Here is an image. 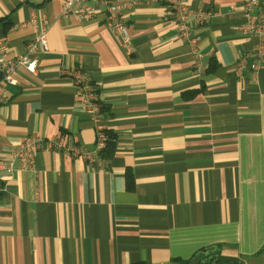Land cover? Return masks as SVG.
<instances>
[{
    "label": "crops",
    "instance_id": "1",
    "mask_svg": "<svg viewBox=\"0 0 264 264\" xmlns=\"http://www.w3.org/2000/svg\"><path fill=\"white\" fill-rule=\"evenodd\" d=\"M64 2L0 0V19L12 21L8 32L0 24V36L15 54L36 36L33 26L21 27L33 12L49 23V51L38 56L36 74L20 73L0 104L1 159L31 136L44 142L36 170L16 162L11 174L0 172V264H184L218 245L242 264H264V62L253 80L260 38L238 29L241 0H188L196 13L225 12L194 21L201 66L166 0H113L130 53L103 13L63 16ZM76 67L98 85L109 108L104 126L118 138L113 157L101 162L46 147L65 136L95 148Z\"/></svg>",
    "mask_w": 264,
    "mask_h": 264
},
{
    "label": "built area",
    "instance_id": "2",
    "mask_svg": "<svg viewBox=\"0 0 264 264\" xmlns=\"http://www.w3.org/2000/svg\"><path fill=\"white\" fill-rule=\"evenodd\" d=\"M86 0H65L62 9L63 16H75L79 20L86 21L98 17L103 13L105 23L118 36L125 50L132 51V40L129 28L122 17V6L113 0H98L97 6L76 7V3ZM171 22L177 28L181 39L186 40L193 47L196 66H201L202 55L199 53L197 45L200 37L193 33L194 21L201 23L209 22L213 17L223 16L225 12L221 9L211 8L199 13L194 12L188 0H166ZM237 8L231 7L229 14ZM238 29L244 35L259 36L260 42L254 50L258 57L257 62L249 65L250 76L256 80L258 71L264 62V0H241L239 7ZM33 26L36 36L27 44L26 51L22 54H15L7 40L0 36V104L7 101V88L20 84L19 74H36L38 70V56L49 51L48 30L49 23L45 15L33 12L29 21L21 27ZM242 66H247L242 62ZM73 80L78 88L81 102L86 111L95 122L96 143L93 150H87L84 146L68 142L65 136H60L56 140H49L46 147L65 152L73 157H80L89 162L100 161V151L105 147L107 135L104 126L106 115L102 112L103 100L98 93L97 87L91 82L90 77L81 67H76L72 72ZM44 148V142L37 136H31L10 159L0 158V172L11 174L16 168V162L21 169L36 170V155Z\"/></svg>",
    "mask_w": 264,
    "mask_h": 264
},
{
    "label": "trees",
    "instance_id": "3",
    "mask_svg": "<svg viewBox=\"0 0 264 264\" xmlns=\"http://www.w3.org/2000/svg\"><path fill=\"white\" fill-rule=\"evenodd\" d=\"M0 24L4 27V31L8 32L10 28L12 27V21H11V15H8L4 18L0 19ZM217 66L216 63H213L211 65L210 71H213L214 68ZM93 84L96 85L98 93H100L98 85L91 80ZM204 87H202L201 90L197 91H191L186 92L184 94L185 98H191L194 97L196 94H198L200 91H202ZM102 112L108 117L109 115V108L106 106L105 103H103ZM107 140L105 147L100 151V156L104 159H110L113 157L116 147H117V135L112 130L107 129L106 130ZM127 178V184L128 189L133 190L135 188L134 185V177L130 170L126 173ZM222 246L218 245L215 247H208L203 248L202 250L196 252L190 259L188 260H181L184 264H242V261L237 258H230L223 256L221 254ZM264 251V245L261 248L260 252Z\"/></svg>",
    "mask_w": 264,
    "mask_h": 264
}]
</instances>
